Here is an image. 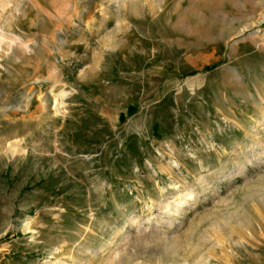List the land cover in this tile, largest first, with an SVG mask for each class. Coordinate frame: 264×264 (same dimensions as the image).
I'll use <instances>...</instances> for the list:
<instances>
[{
    "label": "rangeland",
    "instance_id": "1",
    "mask_svg": "<svg viewBox=\"0 0 264 264\" xmlns=\"http://www.w3.org/2000/svg\"><path fill=\"white\" fill-rule=\"evenodd\" d=\"M0 264H264V0H0Z\"/></svg>",
    "mask_w": 264,
    "mask_h": 264
},
{
    "label": "bare ground",
    "instance_id": "2",
    "mask_svg": "<svg viewBox=\"0 0 264 264\" xmlns=\"http://www.w3.org/2000/svg\"><path fill=\"white\" fill-rule=\"evenodd\" d=\"M243 32V31H242ZM250 36H255L254 34H250ZM64 95V92L63 91H60V92H58V94H57V96H54L55 98H54V104L55 105H61L63 102V100H62V96ZM61 97V98H60ZM60 98V99H59ZM64 99V98H63Z\"/></svg>",
    "mask_w": 264,
    "mask_h": 264
},
{
    "label": "crops",
    "instance_id": "3",
    "mask_svg": "<svg viewBox=\"0 0 264 264\" xmlns=\"http://www.w3.org/2000/svg\"><path fill=\"white\" fill-rule=\"evenodd\" d=\"M231 59H234V58H231ZM229 68H230L231 71L236 72V73L239 71V70H238V67L235 66V65L230 66ZM250 68H251V70H250V69H248V70H250L251 73L256 72L257 67H256L255 64H253V66H250Z\"/></svg>",
    "mask_w": 264,
    "mask_h": 264
}]
</instances>
